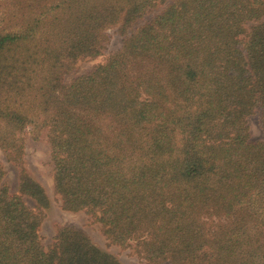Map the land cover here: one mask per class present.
Segmentation results:
<instances>
[{
    "label": "trees",
    "instance_id": "trees-1",
    "mask_svg": "<svg viewBox=\"0 0 264 264\" xmlns=\"http://www.w3.org/2000/svg\"><path fill=\"white\" fill-rule=\"evenodd\" d=\"M0 0V264H123L75 227L40 237L48 194L24 164L44 133L63 208L154 264H264V0ZM121 47L89 73L107 32ZM26 197L33 199L31 207Z\"/></svg>",
    "mask_w": 264,
    "mask_h": 264
},
{
    "label": "rangeland",
    "instance_id": "rangeland-1",
    "mask_svg": "<svg viewBox=\"0 0 264 264\" xmlns=\"http://www.w3.org/2000/svg\"><path fill=\"white\" fill-rule=\"evenodd\" d=\"M172 1L173 0H166L165 4L135 23L133 29H137L139 26L161 13ZM107 38L108 43L103 54L94 59L88 58L79 60L71 72L65 76L64 81L66 83H70L75 77L89 73L97 65L104 63L112 52L121 47L124 36L120 34L119 27L117 26L107 32ZM248 125L250 128L251 141L258 142L264 140V131L258 111L248 118ZM23 137L25 139V167L29 174L43 185L50 200V206L45 211V219L40 229L41 242L46 248L54 243L55 236L61 227H75L76 229L84 231L93 243L102 250L117 257L123 264H154L137 252L134 243L127 247H121L112 243L103 234L101 225L87 212H71L65 210L62 200L60 196L56 194L54 188V164L52 161L51 145L46 133L36 140L33 138L30 131L27 130L24 132ZM0 160L6 171L5 184L10 188L11 192L17 193L19 191V168L13 162L9 161L2 152H0ZM26 201L31 207L35 206L33 199L26 197ZM161 264L169 263L164 262Z\"/></svg>",
    "mask_w": 264,
    "mask_h": 264
}]
</instances>
